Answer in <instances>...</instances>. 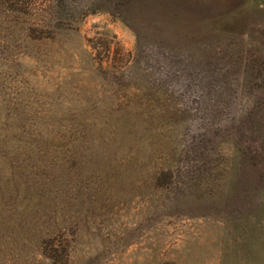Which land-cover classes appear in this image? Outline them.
Returning <instances> with one entry per match:
<instances>
[{"label": "rangeland", "instance_id": "1", "mask_svg": "<svg viewBox=\"0 0 264 264\" xmlns=\"http://www.w3.org/2000/svg\"><path fill=\"white\" fill-rule=\"evenodd\" d=\"M0 264H264V0H0Z\"/></svg>", "mask_w": 264, "mask_h": 264}]
</instances>
